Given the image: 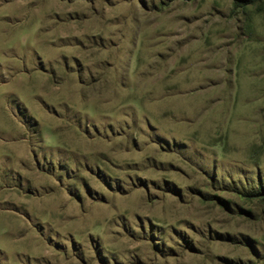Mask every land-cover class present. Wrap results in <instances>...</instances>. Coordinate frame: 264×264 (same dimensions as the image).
Masks as SVG:
<instances>
[{
  "label": "rangeland",
  "instance_id": "374dc122",
  "mask_svg": "<svg viewBox=\"0 0 264 264\" xmlns=\"http://www.w3.org/2000/svg\"><path fill=\"white\" fill-rule=\"evenodd\" d=\"M234 1L0 0V264H264V0Z\"/></svg>",
  "mask_w": 264,
  "mask_h": 264
},
{
  "label": "trees",
  "instance_id": "16d2710c",
  "mask_svg": "<svg viewBox=\"0 0 264 264\" xmlns=\"http://www.w3.org/2000/svg\"><path fill=\"white\" fill-rule=\"evenodd\" d=\"M255 0H237V1H234L233 2V5H234V7H238V6H240V7H242L243 9H245L246 8V4H251V3H253ZM257 1H259V0H257ZM248 196L250 195V196H255V197H257V199H259V200H264V186L262 185V184H260L259 186H258V189L256 190V191H254V192H251V193H249V194H247Z\"/></svg>",
  "mask_w": 264,
  "mask_h": 264
}]
</instances>
